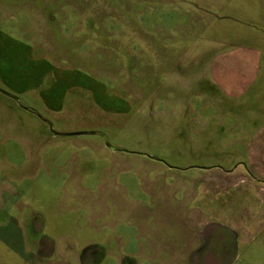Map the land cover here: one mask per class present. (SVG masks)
<instances>
[{
	"label": "rangeland",
	"instance_id": "obj_1",
	"mask_svg": "<svg viewBox=\"0 0 264 264\" xmlns=\"http://www.w3.org/2000/svg\"><path fill=\"white\" fill-rule=\"evenodd\" d=\"M261 22L264 0H0V88L19 98L0 91L7 228L39 219L80 249L115 228L150 230L168 261L264 264V228L245 214L264 201V85L221 101L207 73L217 53L264 43ZM35 112L57 131H103L121 150L55 136ZM185 195L202 198L174 208ZM172 211L192 212L200 250H177L186 241ZM216 212L243 216L200 236ZM11 239L38 248L33 231Z\"/></svg>",
	"mask_w": 264,
	"mask_h": 264
},
{
	"label": "crops",
	"instance_id": "obj_2",
	"mask_svg": "<svg viewBox=\"0 0 264 264\" xmlns=\"http://www.w3.org/2000/svg\"><path fill=\"white\" fill-rule=\"evenodd\" d=\"M232 20L237 23H243L238 19ZM250 21L245 23H254ZM261 23L264 24V22ZM252 39L253 37L251 36L248 44L239 50L232 49L217 53L208 64L207 73L211 79V83L213 82L219 88L221 98L223 99L221 101L242 99L246 96L251 81L254 82L256 80L259 83L262 82L261 86L264 85V43L258 38H256L257 42L255 43L252 42ZM259 92H262V89ZM262 185L264 186V184ZM201 196H195L194 201L197 199L201 200ZM216 196L215 198H217ZM241 201L242 198L233 201V204H238L237 209ZM4 203L0 202V211L7 212L6 208L9 206L7 205L9 202ZM195 203L197 202L195 201ZM255 207H253L255 209L251 213L249 210H245V214L247 216L250 214L253 217L251 220L252 224L254 225L253 221H255L256 229L260 230L264 228V201L259 202V204L256 203ZM208 216V222L202 226L199 232L200 236H204L208 227H211L210 230L212 231H224L227 228L234 229L236 226L233 221L241 220L239 217L243 216V214L234 215L226 213L223 216H218L216 212L215 215L209 213ZM186 217L185 215L181 216L182 219H187ZM11 219L17 220V217L12 216ZM27 227H22L21 229H15L14 227L7 228L6 220L0 214V264H45L42 263L41 254L36 251L35 245L28 243L26 240L19 243L18 241L6 238L14 235L19 239L23 238L27 233V229H29ZM203 230H205L204 233H202ZM45 244H49V249L54 246L49 242Z\"/></svg>",
	"mask_w": 264,
	"mask_h": 264
},
{
	"label": "flooded vegetation",
	"instance_id": "obj_3",
	"mask_svg": "<svg viewBox=\"0 0 264 264\" xmlns=\"http://www.w3.org/2000/svg\"><path fill=\"white\" fill-rule=\"evenodd\" d=\"M110 149L116 151L121 150L118 148ZM122 150L127 153L143 155L153 159L146 154H139V152L137 153L127 149ZM157 161H162L163 166H168L171 169L174 168V166L169 165L162 159ZM195 167L200 169L207 168L209 170L213 168V166ZM229 171H232V169H229ZM194 198L195 197L190 199L185 195L179 198L181 200H177V204H175L176 206H174V208L179 209L180 206L182 207L184 201H181L183 199H189V202H193ZM171 214L178 216L177 218L180 220V223H178V229L181 234L184 235L186 241V244L183 242V245H181V247L178 246L177 250H182V252H185V254L186 251L195 252L198 249L200 250V242L195 243L194 239L190 238V235H192L190 232L191 225H189V222L185 223V220L187 219L181 218V216L184 215L187 217L191 216L192 212L172 211L170 215ZM169 221L170 220L167 221V224H169ZM31 226V228L27 229V237L32 231L34 232V235L38 236V248L36 251L41 254L42 263L45 264H185L183 257L179 259V256L177 258L175 257V260L168 261L165 257L166 253L164 254L163 245L156 242L154 239V234L150 230H144L145 232L141 231L139 234H137L135 230L132 229L115 228L113 230V238L111 237L112 234L102 233L99 235L97 241H89L82 245L80 249L75 245H72L71 242H68L67 244H61V238L54 239L51 236V233H47V230L42 225H40L39 219L33 222ZM210 228L211 227H209L204 234L206 238H208V235L210 232H212ZM6 238L11 239L12 236H8ZM205 241L206 239L202 243L205 244ZM46 242H49L54 246L49 249V244H45ZM187 247L189 248L186 250ZM195 258L196 257L194 254H192L191 258L189 257V259H192L191 264H197L196 260H193ZM217 263L220 262L215 258H205L203 261V264Z\"/></svg>",
	"mask_w": 264,
	"mask_h": 264
},
{
	"label": "water",
	"instance_id": "obj_4",
	"mask_svg": "<svg viewBox=\"0 0 264 264\" xmlns=\"http://www.w3.org/2000/svg\"><path fill=\"white\" fill-rule=\"evenodd\" d=\"M0 91L3 92L4 94H6V95H8V96H10L12 98H14L15 100H18L19 99L16 95L11 94V93L7 92L6 90H3V89L0 88ZM35 113H36V115L39 118H41L45 123H47L50 126V129H51L52 133L55 136H72V135L94 134V135H98V136H101L102 138H104L105 141H106V146L107 147H109V148H116L115 146H113L108 141L107 134L105 132H103V131H100V130H80V131H72V132H61V131H57V130H55L53 128V123L50 120L43 118L42 115L39 112H35ZM139 154H145V153H139ZM149 156L151 158H153L154 160H161L159 157L152 156V155H149Z\"/></svg>",
	"mask_w": 264,
	"mask_h": 264
}]
</instances>
